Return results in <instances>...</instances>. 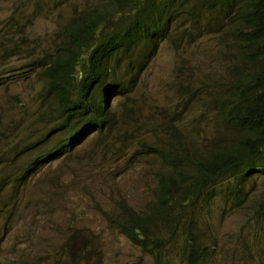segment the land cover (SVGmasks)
<instances>
[{
	"label": "rangeland",
	"instance_id": "rangeland-1",
	"mask_svg": "<svg viewBox=\"0 0 264 264\" xmlns=\"http://www.w3.org/2000/svg\"><path fill=\"white\" fill-rule=\"evenodd\" d=\"M127 7L126 0L125 14L111 11L105 30L124 25ZM175 7L172 34L152 59L140 70L116 69L126 90L107 98L111 122L22 176L61 137L45 67L61 54L62 28L111 6L0 0V264H184L180 217L209 248L205 264H264V214L256 212L263 178L247 182L239 206L223 192L214 196L209 182L196 204L183 205L197 178L191 155L202 159L235 144L237 131L218 108L230 104L232 87L252 65L231 20L202 7L184 13L186 0ZM171 169L179 186L158 220L172 245L157 260L110 219L147 213L157 178Z\"/></svg>",
	"mask_w": 264,
	"mask_h": 264
},
{
	"label": "trees",
	"instance_id": "trees-1",
	"mask_svg": "<svg viewBox=\"0 0 264 264\" xmlns=\"http://www.w3.org/2000/svg\"><path fill=\"white\" fill-rule=\"evenodd\" d=\"M125 1L109 0V11L74 17L62 28L61 54L45 67L47 93L52 94L56 104L61 137L48 152L31 160L22 176L37 168L39 162L67 151L79 137L105 128L113 118L114 106L106 107L107 98L126 90L117 79L116 69L125 65L127 69L140 70L138 66H145L159 44L172 34L177 0H127L128 20L124 25L105 30L112 10L125 14L122 10ZM186 1L190 7L184 13L207 8L235 24V38L244 46L252 68L246 72L242 84L232 87L230 104L218 108L221 119L237 131L235 144L225 145L202 159L191 155L197 178L189 185L190 193L183 205L196 204L200 186L209 182L214 196L223 192L239 206L245 200L247 182L252 177L264 179V0ZM157 153L164 159L167 156V152ZM178 186L172 169L161 173L154 202L147 213L136 215L129 211L125 218L110 219L113 226L157 260L166 256L172 245V241L161 235L158 216L170 208ZM257 204L256 212L264 214V197ZM180 220L184 232V264H205L209 248L193 240L186 217Z\"/></svg>",
	"mask_w": 264,
	"mask_h": 264
},
{
	"label": "clouds",
	"instance_id": "clouds-1",
	"mask_svg": "<svg viewBox=\"0 0 264 264\" xmlns=\"http://www.w3.org/2000/svg\"><path fill=\"white\" fill-rule=\"evenodd\" d=\"M223 148H224V147H223ZM223 148H222V149H223ZM222 149H220V150H222ZM217 151H219V150H217ZM215 152H216V151H215ZM212 154H213V153H212ZM209 156H211V154H210ZM209 156H207V157H209Z\"/></svg>",
	"mask_w": 264,
	"mask_h": 264
},
{
	"label": "bare ground",
	"instance_id": "bare-ground-1",
	"mask_svg": "<svg viewBox=\"0 0 264 264\" xmlns=\"http://www.w3.org/2000/svg\"><path fill=\"white\" fill-rule=\"evenodd\" d=\"M34 144V143H33Z\"/></svg>",
	"mask_w": 264,
	"mask_h": 264
}]
</instances>
